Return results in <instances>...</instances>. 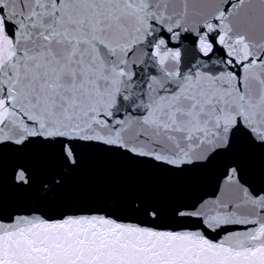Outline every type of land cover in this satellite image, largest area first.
Returning <instances> with one entry per match:
<instances>
[{
    "label": "snow or ice",
    "instance_id": "6c2138e0",
    "mask_svg": "<svg viewBox=\"0 0 264 264\" xmlns=\"http://www.w3.org/2000/svg\"><path fill=\"white\" fill-rule=\"evenodd\" d=\"M0 264H264V0H0Z\"/></svg>",
    "mask_w": 264,
    "mask_h": 264
}]
</instances>
